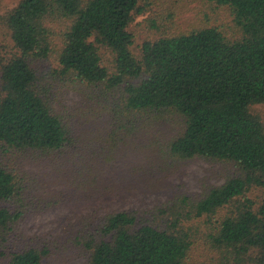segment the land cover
Wrapping results in <instances>:
<instances>
[{
	"label": "trees",
	"instance_id": "trees-1",
	"mask_svg": "<svg viewBox=\"0 0 264 264\" xmlns=\"http://www.w3.org/2000/svg\"><path fill=\"white\" fill-rule=\"evenodd\" d=\"M156 1L20 0L0 17L12 41L0 53V253L9 264H52L66 251L86 264H264V119L255 109L264 104V0H205L230 21L205 12L188 29L176 28L177 9L159 10L148 20L156 33L135 53L131 24ZM45 61L55 65L39 69ZM64 85L84 91L113 143L76 136ZM163 116L183 126L165 144L168 158L229 163L222 184L87 214L66 242L22 240L28 215L68 197L39 195L14 158L50 159L74 185L69 196L97 195L111 188L102 177L114 141Z\"/></svg>",
	"mask_w": 264,
	"mask_h": 264
},
{
	"label": "rangeland",
	"instance_id": "rangeland-1",
	"mask_svg": "<svg viewBox=\"0 0 264 264\" xmlns=\"http://www.w3.org/2000/svg\"><path fill=\"white\" fill-rule=\"evenodd\" d=\"M20 0H0V17L12 9ZM158 1V0H157ZM156 1V2H157ZM147 8L146 12L136 17L131 24L135 34L132 50L138 53L142 42L151 38L156 32L150 29L149 17L161 10L164 14L176 11V28L188 29L203 23L205 12L215 20H229L228 11L215 12L205 0H163ZM149 3V2H148ZM166 3V5H164ZM168 10V11H167ZM212 20V21H213ZM12 41L6 29L0 26V53ZM110 55V53H109ZM52 61L38 63L39 69L52 67ZM60 103L68 106L74 115L76 136L81 141H93L98 147L113 143L108 139L110 128L102 116L91 111L92 102L83 98L81 89L66 86L61 89ZM255 109L264 119V104ZM103 125V126H101ZM100 127V128H99ZM183 130L182 122L176 116H163L149 124L144 130L128 136L124 141H114V158L112 167H106L103 174V186L110 185L108 191L100 189L99 194L89 195L85 190L73 193L74 185L67 183L56 162L50 159L35 160L16 159L23 167L31 171L32 178L39 187L38 194L44 197L60 194L68 197L52 205L49 209L28 215L21 223L24 242L58 239L66 242L75 223L90 213L106 214L131 208H150L179 194L199 195L210 185L222 184L233 172L229 163L211 161L205 158L176 163L165 153V144L178 136ZM110 140V141H109ZM25 162V163H24ZM22 166V165H21ZM53 260V258H51ZM87 256L66 251L52 264H86ZM0 264H9L6 256L0 253Z\"/></svg>",
	"mask_w": 264,
	"mask_h": 264
}]
</instances>
